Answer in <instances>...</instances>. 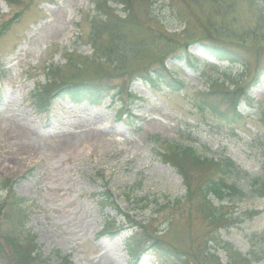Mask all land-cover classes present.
I'll return each mask as SVG.
<instances>
[{
  "label": "rangeland",
  "instance_id": "obj_1",
  "mask_svg": "<svg viewBox=\"0 0 264 264\" xmlns=\"http://www.w3.org/2000/svg\"><path fill=\"white\" fill-rule=\"evenodd\" d=\"M153 2L155 14L164 20V32L181 48L202 36V25L211 13L209 7L199 5L189 10L184 0H174V6H169L167 0ZM96 3L19 0L9 5L0 0V180L13 181L15 193L28 200L25 236H35L44 259L52 264H59L62 257H70L75 264H158L150 253L136 262L130 259V231L115 239L98 237L105 216L100 214L95 194L103 192L107 183L113 200L139 222L153 219L158 206L183 197V179L161 161L154 147L157 137L191 146L203 157L230 158L251 177L249 180L264 181V135L257 122V115L264 112V73L249 89L253 104L239 107L244 116L239 123L229 124L201 112L195 106L197 94L218 80L228 83L244 79L247 86L255 72L246 75L239 66L217 62L200 45L190 48L193 58L203 61L195 69L172 57L167 61V67L184 84L180 93L149 87L138 80L128 83V76L116 80L118 84H129L137 96L128 109L140 118L136 127L139 131L127 127L125 121H117L115 112L105 106L77 107L59 99L50 108L39 109L43 97L35 89L44 84L46 67L65 64L67 52L75 51L78 54L73 57L85 61L93 54L87 44L88 17L95 15ZM109 5L117 16L125 17L122 6L113 0ZM241 6L237 16L247 25L248 8ZM135 12L136 21L143 22L141 6ZM17 13L22 17L15 22ZM7 23L11 25L4 31ZM153 31L160 30L154 26ZM154 47L155 58L168 53L163 46ZM181 48L174 51L180 52ZM139 62L138 58L131 60L127 70L142 67ZM249 62L255 65V59ZM259 62L258 66L263 67L264 56ZM85 76L92 78L93 70L88 69ZM242 183L248 186L246 180ZM197 184L194 182V186ZM4 194L0 190V197ZM253 197L249 191L244 201L236 203L230 213L239 219L218 232L223 243L243 256H249L253 247L264 250V213L248 217L249 212L264 210V200ZM144 198L151 202L146 209H142L144 201H139ZM105 212L115 215L109 209ZM155 221V227L164 223L161 218ZM204 229L198 219L190 225L189 220L178 217L174 244L188 248L190 238L201 239ZM25 236L21 238L26 240ZM166 239L171 240V235ZM217 256L222 264L230 262L224 250H219Z\"/></svg>",
  "mask_w": 264,
  "mask_h": 264
},
{
  "label": "trees",
  "instance_id": "obj_2",
  "mask_svg": "<svg viewBox=\"0 0 264 264\" xmlns=\"http://www.w3.org/2000/svg\"><path fill=\"white\" fill-rule=\"evenodd\" d=\"M3 1L9 5L19 3V0ZM110 1L97 0L93 10L95 15L88 17L90 33L87 44L93 49V54L85 61L78 56L73 57L77 52H67L65 64L46 67L45 82L35 89L44 98L41 100L42 105L47 102L40 109L51 107L53 101L59 99L74 103L87 102L95 106L108 105L112 107L118 121H125L129 128L139 131L136 128L139 119L128 109L129 103L137 96L130 91L129 84H118L116 80L128 76V83L138 80L149 87H162L172 93H180L184 84L167 67V61L172 57V60L189 69H195L203 61L195 60L190 48L200 45L212 59L239 66L246 75L255 73L247 86L244 79L228 80V83L216 81L207 91L197 94L196 108L229 124L244 119L239 107L253 104L249 89L264 73V65L258 66L264 56V0H184V6L189 10L202 5L209 7L215 15L210 13L202 25V36L191 43L186 42L182 48L164 32V20L155 14L153 0H113L123 7L126 14L124 18L116 15V10L109 5ZM167 1L169 6L175 5L174 0ZM241 5L248 8L250 21L247 25L241 23L237 16ZM138 6L144 11L143 22L136 21ZM21 17L22 13H17L15 22ZM183 23L181 21V25ZM10 25L7 23L3 27L4 31ZM154 26L160 31L154 32ZM155 44L163 46L168 53L155 58L152 54ZM176 47L182 50L176 52ZM136 58L140 59L142 67L128 71L130 61ZM145 58L149 62L144 63ZM251 58L255 59V65L249 62ZM2 67L0 64V81ZM88 69L93 70L92 78L85 76ZM257 116L264 135V112ZM154 144L161 161L171 166L183 179L186 194L154 209L153 219L139 222L113 200L105 183L104 191L95 194L100 214L105 216L99 237L113 239L129 230L128 254L135 262L150 253L158 264H222L217 256L219 250L228 252V264L264 262V250L253 247L249 256H243L234 252L218 236L220 229L228 228L239 219L232 216L230 210L239 201H244L249 191L254 199L264 200V181L254 178L249 180L251 177L248 178V174L230 158L203 157L191 146L184 147L158 137L154 138ZM243 180L248 182V186L243 185ZM194 182L198 183L197 186H194ZM0 190L5 192L0 197V264H51L41 254L35 236H25V224L29 217L26 206L28 200L15 193L14 182L10 179L0 180ZM131 194H127L128 199ZM139 201L146 204L142 209L151 204L146 198ZM107 209L115 215L106 213ZM249 213V219H253L264 213V210ZM178 217L186 218L190 225L198 219L205 228L201 239L190 238L188 248L182 249L174 244L176 239L173 232L176 231ZM159 218L164 219V223L155 227L157 221L154 220ZM170 235L171 240H167L166 237ZM59 264L73 263L69 257H62Z\"/></svg>",
  "mask_w": 264,
  "mask_h": 264
}]
</instances>
